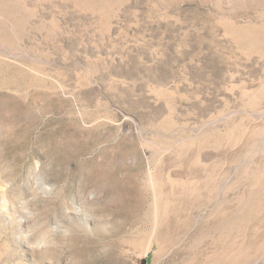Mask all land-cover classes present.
Returning <instances> with one entry per match:
<instances>
[{
	"label": "rangeland",
	"instance_id": "rangeland-1",
	"mask_svg": "<svg viewBox=\"0 0 264 264\" xmlns=\"http://www.w3.org/2000/svg\"><path fill=\"white\" fill-rule=\"evenodd\" d=\"M0 264H264V0H0Z\"/></svg>",
	"mask_w": 264,
	"mask_h": 264
},
{
	"label": "clouds",
	"instance_id": "clouds-1",
	"mask_svg": "<svg viewBox=\"0 0 264 264\" xmlns=\"http://www.w3.org/2000/svg\"><path fill=\"white\" fill-rule=\"evenodd\" d=\"M37 242L33 241L32 243L29 244L30 247H33Z\"/></svg>",
	"mask_w": 264,
	"mask_h": 264
}]
</instances>
